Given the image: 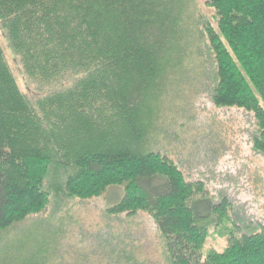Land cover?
Masks as SVG:
<instances>
[{
  "label": "trees",
  "instance_id": "1",
  "mask_svg": "<svg viewBox=\"0 0 264 264\" xmlns=\"http://www.w3.org/2000/svg\"><path fill=\"white\" fill-rule=\"evenodd\" d=\"M192 1L0 0V232L48 207L42 182L56 171L64 183L53 181L54 195L105 196L108 217L149 215L168 264H264V223L245 224L227 195L188 182L146 145L152 111L172 89L169 71L195 37L212 63V104L254 117L251 149L264 156V0H204L216 26L194 34L186 22ZM7 51L26 89L38 84L42 94L21 91ZM73 130L82 135L72 139ZM219 229L226 247L205 251ZM123 244L104 240L100 249L121 264Z\"/></svg>",
  "mask_w": 264,
  "mask_h": 264
},
{
  "label": "rangeland",
  "instance_id": "2",
  "mask_svg": "<svg viewBox=\"0 0 264 264\" xmlns=\"http://www.w3.org/2000/svg\"><path fill=\"white\" fill-rule=\"evenodd\" d=\"M190 7L186 22L192 34L202 24L216 26L214 12L204 5V0H193ZM187 41L188 55L181 60L180 67L169 71V75L174 73V79L172 76L169 80L173 79L172 89L168 91L166 86L157 111L153 110L150 116L155 127L146 145L151 144L156 151L168 155L188 182H204L215 198L218 194L227 195L245 224H263L264 156L251 149L254 117L243 110L214 107L207 91L212 63L202 42L195 41V37L193 43L192 38L191 44ZM0 43L5 49L1 29ZM200 48L203 55L196 52ZM6 58L21 91L32 99L42 94L38 84L26 89L21 67L10 51ZM72 81L71 78L69 84ZM146 99L152 109L155 99ZM72 133V139L82 135L79 130ZM54 180L57 186L64 183L56 171L42 182L50 194L48 207L42 213L0 232V264H117L114 256L100 249L104 240L124 243L121 264H130L133 259L138 264H168L161 237L149 215L108 217L105 196L80 200L64 198L60 193L61 196L54 195L51 188ZM225 234L224 229L212 231L204 250L222 251L227 244Z\"/></svg>",
  "mask_w": 264,
  "mask_h": 264
}]
</instances>
